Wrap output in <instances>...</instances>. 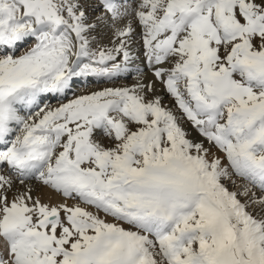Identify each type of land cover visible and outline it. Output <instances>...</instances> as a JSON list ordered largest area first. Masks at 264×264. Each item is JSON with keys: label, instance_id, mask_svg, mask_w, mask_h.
Returning a JSON list of instances; mask_svg holds the SVG:
<instances>
[{"label": "snow or ice", "instance_id": "1", "mask_svg": "<svg viewBox=\"0 0 264 264\" xmlns=\"http://www.w3.org/2000/svg\"><path fill=\"white\" fill-rule=\"evenodd\" d=\"M0 264H264V0H0Z\"/></svg>", "mask_w": 264, "mask_h": 264}, {"label": "rangeland", "instance_id": "2", "mask_svg": "<svg viewBox=\"0 0 264 264\" xmlns=\"http://www.w3.org/2000/svg\"><path fill=\"white\" fill-rule=\"evenodd\" d=\"M95 3V1L93 0H89V4ZM89 12L90 15H98L99 13H92L91 12V8H89ZM139 30V29H138ZM109 33V34H108ZM94 35H98V38H100L102 40V43L108 46H111L109 44V41L111 39V33L107 32V30L101 28L98 30V34L94 33ZM107 40V42H106ZM133 48L138 50V52H134V55H139L142 52V49H140L139 44H135L133 45ZM143 57L141 56L139 60H137L134 64V66H136L137 64H141ZM144 64V63H143ZM145 65V64H144ZM144 75L145 74H152L150 69H146L145 71H143ZM141 76L138 73H133L131 76H127V77H123L120 79H115V80H106V81H92L91 79L89 80V83L84 84L83 87H80V83L77 82V84L74 87V92L76 94H81V93H87L90 91H95V90H99L102 89L104 87H121V86H132L136 83L137 79H140ZM159 84V83H158ZM157 84V90H158V94L161 95L163 97V103L169 107H173L175 104V101L172 99L171 96H169L166 92H164V88L163 85L160 86ZM164 92V93H163ZM72 93L70 92L68 95V99L72 98ZM66 102V101H65ZM48 103V102H45ZM53 105H57L59 103L58 100H53L50 102ZM186 127L189 129V131L193 134V135H198L197 133L194 132V130L191 128L190 124H187ZM33 184H37V182H32ZM257 195L259 196L260 193L257 192Z\"/></svg>", "mask_w": 264, "mask_h": 264}, {"label": "bare ground", "instance_id": "3", "mask_svg": "<svg viewBox=\"0 0 264 264\" xmlns=\"http://www.w3.org/2000/svg\"><path fill=\"white\" fill-rule=\"evenodd\" d=\"M93 1V0H92ZM95 2H96V0H94ZM137 31H139V30H137ZM97 34V33H96ZM109 34V33H108ZM106 42H107V40H106ZM142 69H143V71H145L146 69H147V66L145 65H142V67H141ZM134 73V71H129L128 73H123L121 76H119V78L118 79H120V78H123V77H129V76H131V74H133ZM147 79H152L153 77H152V74H145L144 75ZM90 79H93V81H94V78H90ZM100 80H103V79H99V81ZM105 80V79H104ZM159 82H157V84H158ZM158 85H160V86H162L161 84H158ZM82 87H83V85H82ZM164 92H166V91H164ZM163 92V93H164ZM47 99H51V100H56V99H53V98H51V97H48ZM258 193H259V191H257ZM34 194H37V195H41V196H43L44 198H47V196L48 195H52V196H54L55 197V199H60V197H58V196H56V194L55 193H52L51 192V190H48V189H44V188H42V187H40V186H38V184H37V187H36V191L34 192Z\"/></svg>", "mask_w": 264, "mask_h": 264}]
</instances>
